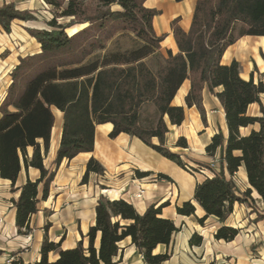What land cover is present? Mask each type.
<instances>
[{"label": "trees", "instance_id": "16d2710c", "mask_svg": "<svg viewBox=\"0 0 264 264\" xmlns=\"http://www.w3.org/2000/svg\"><path fill=\"white\" fill-rule=\"evenodd\" d=\"M44 1L52 17L43 21L42 28H28L41 50L19 59L0 103V177L12 182L13 192L20 191L13 200L19 235L32 233V216L38 212L39 202L48 198L61 163L94 151L97 125L111 123V138L121 133L136 137L187 170L182 155L167 145L170 126L179 127L186 118L185 108L173 105V101L187 80L186 106L196 107L206 124L203 92L208 88L225 111L228 135L220 131L206 147L215 163L191 167L208 174L196 185L193 199L176 208L177 214L196 216L197 204L205 212L203 218H197L200 224L210 217L225 224L236 204H254L253 191L264 200V83H255L253 77L244 80L238 62H221L225 51L240 38L264 36V0H197L189 31L180 26V18L172 22L179 52H169L167 57L160 52L165 36H158L153 26L161 11L147 8V0ZM17 20L36 22L38 18L35 11L3 3L0 30L11 33ZM73 28L78 30L71 35ZM126 36L136 45L108 50ZM219 88L222 90L216 92ZM254 104L259 105L258 115L249 112ZM56 110L63 114L61 141L55 168L47 169L44 156L50 150ZM244 128L251 131L244 134ZM176 147L189 149L187 138L180 137ZM29 148L33 149L31 158ZM23 166L40 170V178L15 188ZM242 167L250 185L244 192L234 181ZM104 172L102 164L91 158L82 184L88 183L91 173ZM149 175L137 172L140 178ZM159 178L171 181L163 174ZM169 205H151L140 214L124 199L107 205L99 202L96 223L88 234V249L79 242L77 247L63 250L60 243L46 236L38 264H116L122 255L120 244L127 238L145 264H164L173 255L170 247L179 232L173 220L162 217L163 208ZM262 219L264 215L258 213L254 221ZM98 234L101 238L96 248ZM239 234L240 229L223 225L214 238L229 243ZM189 243L201 247L204 238L195 233ZM158 246H165L166 251L156 254ZM53 252L59 257L50 262ZM13 264L25 263L19 259Z\"/></svg>", "mask_w": 264, "mask_h": 264}, {"label": "crops", "instance_id": "0c3cea01", "mask_svg": "<svg viewBox=\"0 0 264 264\" xmlns=\"http://www.w3.org/2000/svg\"><path fill=\"white\" fill-rule=\"evenodd\" d=\"M5 2L15 3L20 10L35 11L38 21L17 20L12 24L9 34L0 30V103L6 96L11 84L10 74L19 64V59L41 50V45L29 34L28 28H42L43 21L52 17L44 0H0V6ZM196 2L197 0H184L179 3L175 0L146 1L147 8L161 11V14L154 18L153 26L158 36H165L160 50L164 57H167L169 52L174 55L179 52L171 28L172 22L180 18V26L189 31ZM221 62L223 65L238 62L244 80L248 81L253 77L255 83H264V36L240 38L225 51ZM189 90L190 81L187 80L173 101V105L185 108L186 118L181 126H170L167 145L172 151L181 154L188 166L197 167V163L213 162L214 159L206 153V147L220 131L227 137L228 129L225 111L216 95L210 93L208 88L203 92L207 120L205 124L196 107L186 106L185 98ZM221 90L222 88H219L216 92ZM262 102L264 105V95ZM252 108L257 112H251ZM249 112L258 115L259 105H252ZM54 113L56 121L52 130L50 150L44 156L47 169L55 168L54 162L60 147L63 127L62 112L56 110ZM112 130L111 123L97 125L94 151L80 153L72 160L65 159L61 163L50 186L48 198L39 202V210L32 216L33 231L30 235H19L16 227V208L13 200L18 199L20 191L13 192L12 182L0 177V264H13L19 259L25 264H38L46 236L50 241L60 243L63 250L73 249L79 242L88 249V234L96 223V206L99 202L107 205L109 201L119 199L131 203L140 214L151 205L159 207L166 202L170 203L168 207L163 208L162 217L173 220L179 232L174 236L170 247L173 255L164 264H264V219L254 221L258 213L264 215V200L257 192L252 193L254 204H236L233 214L225 224L215 217H210L204 224H200L197 218H203L205 212L197 204L196 216H180L176 208L192 200L194 192L179 187L173 173L176 170L189 173L136 137L121 133L116 138H111ZM250 131L251 128L242 129L244 134ZM182 136L187 138L189 149L176 147L178 139ZM153 142L158 144L157 139ZM28 155L32 157V148L28 149ZM91 158L102 164L105 172L103 175L91 173L88 183L82 184ZM137 172L150 175L140 178ZM160 174L168 176L171 181L159 178ZM207 174L208 172L197 174L195 187ZM40 175V170L23 166L15 188H20L28 180H38ZM234 181L240 192L250 188L244 167L236 173ZM141 191L144 193L137 197ZM223 225L240 229V234L234 241L227 243L215 240V233ZM195 233L204 238L201 247L190 246V239ZM100 238L101 235L98 234L96 248H99ZM120 247L122 255L116 258V264H145L143 256L132 245L130 238L122 241ZM165 251V246H158L155 253ZM58 257V253H50L49 261L54 262Z\"/></svg>", "mask_w": 264, "mask_h": 264}, {"label": "rangeland", "instance_id": "374dc122", "mask_svg": "<svg viewBox=\"0 0 264 264\" xmlns=\"http://www.w3.org/2000/svg\"><path fill=\"white\" fill-rule=\"evenodd\" d=\"M76 30H78V28L70 29L69 33L73 34ZM135 45H136V43L131 38L126 36V37L120 38L116 43L111 44L109 46L108 50L109 51H111V50L112 51H114V50H125V49L130 48V47L135 46ZM102 54L103 53H100L99 56H101ZM251 112H257V110L255 108H252ZM185 171L189 174L184 173V171H182V170H176V172L173 173V177L177 181L179 187H181L182 189H185V190L186 189L192 190V193H193L195 190L197 174H201V175H203V174L199 173V172H195L193 169L191 171H189V170H185ZM255 254H256V252H254L253 255H255ZM213 264H215V263H213Z\"/></svg>", "mask_w": 264, "mask_h": 264}, {"label": "built area", "instance_id": "2783aa9c", "mask_svg": "<svg viewBox=\"0 0 264 264\" xmlns=\"http://www.w3.org/2000/svg\"><path fill=\"white\" fill-rule=\"evenodd\" d=\"M212 163H215V161H213ZM187 170L191 171L192 168H191L190 166H187ZM143 193H144V191H141V192L137 195V197H141Z\"/></svg>", "mask_w": 264, "mask_h": 264}, {"label": "water", "instance_id": "95a60500", "mask_svg": "<svg viewBox=\"0 0 264 264\" xmlns=\"http://www.w3.org/2000/svg\"><path fill=\"white\" fill-rule=\"evenodd\" d=\"M74 33H75V32H74ZM74 33H73V34H74ZM71 35H72V34H71Z\"/></svg>", "mask_w": 264, "mask_h": 264}]
</instances>
